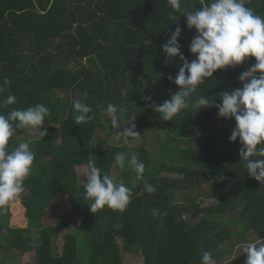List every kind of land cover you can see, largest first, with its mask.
<instances>
[{
    "label": "trees",
    "instance_id": "16d2710c",
    "mask_svg": "<svg viewBox=\"0 0 264 264\" xmlns=\"http://www.w3.org/2000/svg\"><path fill=\"white\" fill-rule=\"evenodd\" d=\"M207 2L184 0L183 6L197 10ZM247 6L264 16V0H249ZM176 27L182 29L181 52L195 59L189 44L196 30L188 29L186 17L167 0H0V113L37 103L51 111L43 124L48 134L30 143L36 160L21 193L25 226L17 219L0 223V264L12 253L20 264H124L121 251L141 256L144 264H200L203 251H210L216 264H232L235 249L264 240V184L249 177L239 138L229 141L235 119L219 117L210 106L192 107L163 121L142 99L152 94L160 104L179 90L168 75L174 77L182 62L176 57L166 65L162 50ZM254 63L249 57L217 70L197 88L193 101L205 95L221 103L219 93L242 87L238 77ZM4 78L10 85L3 84ZM77 93L92 108L86 124H75L77 98L72 96ZM9 94L17 103L4 106ZM109 103L126 109L120 125L135 123L141 137L151 132L170 139L195 129L202 147L182 150L179 157L163 156L153 171L145 169L154 194L126 165L116 182L133 191L127 209L105 206L93 213L78 168L93 160L111 177L118 151L135 154L145 168L152 163L145 143L109 142L112 131L102 116ZM26 131L17 130L9 146L17 147ZM205 184L210 190L198 194ZM62 194L72 204L71 213L54 203ZM203 195L217 203L203 207ZM153 209L166 215L154 216ZM242 254L238 264L247 258Z\"/></svg>",
    "mask_w": 264,
    "mask_h": 264
},
{
    "label": "clouds",
    "instance_id": "9594fccd",
    "mask_svg": "<svg viewBox=\"0 0 264 264\" xmlns=\"http://www.w3.org/2000/svg\"><path fill=\"white\" fill-rule=\"evenodd\" d=\"M167 3L174 12L186 17L188 29L196 30L189 44V51L195 59L189 61L181 52L179 41L182 29L176 27L162 45V50L166 54V65L176 57L182 62L174 77L168 75V80L179 90L160 104H156L152 94L142 99L160 114L163 121H173L183 110L192 107L200 110L210 106L218 109L219 117L234 118L236 123L229 141L236 142L239 138L242 145L240 157L245 162L249 177L264 184V16L247 6L249 0H208L197 10L183 6L184 0H167ZM249 57H254L255 63L239 75L242 87L219 93V104L215 103V98L207 99L205 95H199L193 101V94L205 84V78L213 77L219 69L236 67ZM10 83L4 78L5 86ZM3 91L4 88L0 87V92ZM16 103L17 98L12 94L3 99L4 106ZM73 111L76 125L86 124L92 119L89 115L91 106L79 98L73 100ZM104 111L111 126L120 129L118 135L133 140L140 137L135 123L121 131L119 121L126 111L124 107L109 103ZM50 114L44 103L26 109H12L7 114L0 113V208L14 202L24 192V181L31 175L36 160L31 142H21L11 148L10 139L19 129L35 130L42 139L48 132L41 127ZM114 160L120 170L126 165L130 167L135 172L136 181L143 183L147 193H155V186L144 177V162L138 160L135 154L129 156L118 151ZM83 189L84 199L91 201L89 206L93 213L105 206L123 212L133 199L131 188L103 173L93 160L88 161ZM152 214L162 219L166 212L153 209ZM241 248L242 253L247 254L245 264H264V240L245 243ZM200 264H216V260L210 251H203Z\"/></svg>",
    "mask_w": 264,
    "mask_h": 264
},
{
    "label": "rangeland",
    "instance_id": "374dc122",
    "mask_svg": "<svg viewBox=\"0 0 264 264\" xmlns=\"http://www.w3.org/2000/svg\"><path fill=\"white\" fill-rule=\"evenodd\" d=\"M75 97L80 99L84 97V95H80V93H77L75 96H72L73 99ZM102 116H103V123L105 125V128H107V130L111 129L112 131L111 135L108 137L110 143L115 144V145H121L126 142L130 146L141 145L142 143L146 144V147L148 149L147 151L152 159V163L150 164V166H148L145 169L151 168V171H153L157 165L161 164V160L163 156H166V158L170 156L179 157L182 150L195 149V148L202 147V144H200L201 143L200 136L195 129H187L183 132L184 134H180V135L171 134L170 139H167L165 135L158 136V134H151V132H146L143 137L140 136L138 139L133 140L126 136L118 135V133L120 132V129L113 128L111 126V122L106 117L105 111L102 113ZM124 125L127 127H125ZM131 125L132 124L130 123H128L127 125L126 124L121 125V129H122L121 131L125 130L126 128L131 127ZM43 129H45L44 125H42L41 127V130ZM135 130L137 132L139 131L137 128ZM102 133L107 134V132L104 133V131ZM139 133H141V131ZM37 139H39L38 133L35 130L27 129L26 134L21 138L22 140L21 142H31L32 143L36 141ZM163 143H165V145ZM175 151H177V154ZM168 162L172 165L175 164L171 161H168ZM179 163H180V160L176 162V164H179ZM86 169L87 168L85 167L78 168V176H79V179L81 180V183L84 182V173L86 172ZM119 175H120L119 167L114 166L112 170L111 178L117 181ZM210 188H211L210 185L205 184V186H203V188L198 194H206L207 191L210 190ZM176 197L179 201L183 199L182 195H177ZM22 202H23V197L20 194L17 200H15L14 202L10 203L7 206H4L3 208H0V223L8 222L11 220L12 224H14L13 223L15 222L14 219H17L21 226H25L22 220V216L25 213V209L22 205ZM201 202L203 204L202 205L203 207H207V206L216 204L217 200L211 196L203 195L201 198ZM54 203L61 207L62 212L71 213L72 204L66 195L62 194L59 198L56 199ZM34 233H35L34 239L35 241H37L39 239V234H37L38 232L36 231ZM65 234H66V229H62L61 236L58 239V250L60 252L62 250V245L64 242ZM239 249H242V248H239ZM239 249L237 248L233 252V255L230 261L232 262V264H238L239 259L243 256L242 252L239 251ZM121 253L124 256V264H144L143 258L139 255H132L124 251H121ZM11 257L12 258L9 259V261H6V263L3 262L2 264H20L21 258L18 257L15 253H12ZM245 262H246V258H244L241 261V264H245Z\"/></svg>",
    "mask_w": 264,
    "mask_h": 264
}]
</instances>
